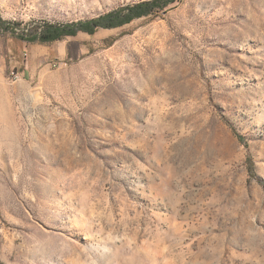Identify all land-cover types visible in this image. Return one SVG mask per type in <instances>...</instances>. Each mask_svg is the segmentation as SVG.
<instances>
[{
  "label": "rangeland",
  "instance_id": "1",
  "mask_svg": "<svg viewBox=\"0 0 264 264\" xmlns=\"http://www.w3.org/2000/svg\"><path fill=\"white\" fill-rule=\"evenodd\" d=\"M137 1L0 0V264H264V0L19 37Z\"/></svg>",
  "mask_w": 264,
  "mask_h": 264
},
{
  "label": "trees",
  "instance_id": "2",
  "mask_svg": "<svg viewBox=\"0 0 264 264\" xmlns=\"http://www.w3.org/2000/svg\"><path fill=\"white\" fill-rule=\"evenodd\" d=\"M177 1L179 0H141L122 5L89 19L71 22L42 20L19 37L29 42L49 43L67 36H75L79 32L94 34L99 28L120 27L136 18L149 16L156 11L163 10ZM9 25L10 22L4 20L0 15V31L8 30Z\"/></svg>",
  "mask_w": 264,
  "mask_h": 264
},
{
  "label": "built area",
  "instance_id": "3",
  "mask_svg": "<svg viewBox=\"0 0 264 264\" xmlns=\"http://www.w3.org/2000/svg\"><path fill=\"white\" fill-rule=\"evenodd\" d=\"M12 77L14 78V77H18V75L13 71L12 72Z\"/></svg>",
  "mask_w": 264,
  "mask_h": 264
}]
</instances>
